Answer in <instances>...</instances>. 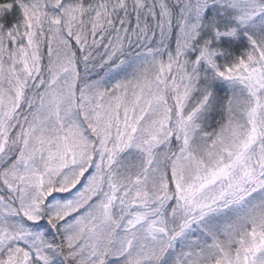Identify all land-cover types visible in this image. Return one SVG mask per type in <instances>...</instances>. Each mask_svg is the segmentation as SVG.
Here are the masks:
<instances>
[{
  "label": "snow or ice",
  "instance_id": "6c2138e0",
  "mask_svg": "<svg viewBox=\"0 0 264 264\" xmlns=\"http://www.w3.org/2000/svg\"><path fill=\"white\" fill-rule=\"evenodd\" d=\"M0 264H264V0H0Z\"/></svg>",
  "mask_w": 264,
  "mask_h": 264
}]
</instances>
